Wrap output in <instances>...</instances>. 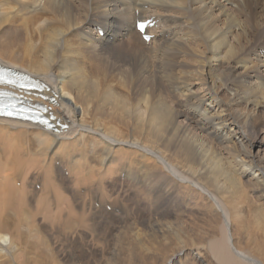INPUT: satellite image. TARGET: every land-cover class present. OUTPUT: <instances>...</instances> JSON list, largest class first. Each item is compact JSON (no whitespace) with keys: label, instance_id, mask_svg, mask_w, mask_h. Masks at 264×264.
Segmentation results:
<instances>
[{"label":"bare ground","instance_id":"obj_1","mask_svg":"<svg viewBox=\"0 0 264 264\" xmlns=\"http://www.w3.org/2000/svg\"><path fill=\"white\" fill-rule=\"evenodd\" d=\"M59 1L43 28L41 20L31 26L33 15L12 6L11 0H0V62L46 80V94L56 96V103L49 104L64 122L60 123L71 122L68 129L56 132L29 121L0 117V264H51L43 249L47 241L39 243L33 228L35 217L23 209V203L35 201L41 210L52 209V193L56 205L68 206L63 207L67 217L63 225L75 231L76 220L85 219L87 208L78 209L80 203L73 200L74 194L70 201V195L87 181L97 185L103 171L124 175L126 181H142L140 194L158 189L169 195L177 189L196 203L208 199L203 211L209 219L206 228L193 230V238L188 230H181L179 237L174 233L177 248L168 249L169 238L161 237L168 240V251H162L163 264H191L187 250L193 251L191 245L196 241L195 254L205 264H209L208 256L217 264H264V157L260 158L264 136L260 140L256 136L261 123L264 134V0ZM147 18L156 21L145 31L153 36L149 42L136 28L137 21ZM8 25L23 31L43 28V33L47 28V33L38 40L29 35L21 44L18 38L7 42L1 37L7 36ZM117 39L145 47L150 44L151 50L164 45L159 49L163 55H180L178 66L189 62L187 67L179 66L178 74L173 70L177 66L172 68L176 59L155 68L183 102L180 110L161 94L150 96L149 84L156 83L155 74L139 85L133 78L129 86L110 78L96 52ZM149 71L148 62L140 59L138 76ZM246 107L254 112H249L253 117L242 112ZM249 121L256 128L254 133L258 129L253 137L246 131ZM199 133L220 147L213 149ZM70 151L78 152L77 159L65 165L62 160L66 161L65 153ZM81 153L85 156L79 157ZM54 157L61 159L66 167L61 169L76 181L75 186L60 177L53 166L56 161L52 163ZM33 169L42 171L46 185L35 200L30 193L36 181L31 183L32 192L26 185ZM159 170L162 180H157ZM38 182L37 189L42 186ZM199 222L196 227L191 225L197 228ZM168 225L162 226L164 231ZM136 238L143 239L138 233ZM174 240L172 244H177ZM132 252H126L125 263L135 256Z\"/></svg>","mask_w":264,"mask_h":264},{"label":"rangeland","instance_id":"obj_2","mask_svg":"<svg viewBox=\"0 0 264 264\" xmlns=\"http://www.w3.org/2000/svg\"><path fill=\"white\" fill-rule=\"evenodd\" d=\"M11 1H12V6H15V7L18 6L19 10L24 9L26 12H28V14L33 15V20L30 23L31 26H35L37 21L41 20L44 25L43 28H45V24L48 25V22L51 21L50 17H51V13H52V16L54 14L55 3L60 2L59 0H11ZM64 1L65 3H67V2H70L71 0H64ZM233 7H235V4L233 5ZM120 22H122V20H120ZM16 23H23V21L17 20ZM5 28L8 34L7 36L1 37V40L7 41V42H15V39L18 38L20 44L23 43L24 41H27V39L29 38V35H33V37L36 40H38V38L45 37L47 33L46 32L47 28L45 30L46 33L44 32L45 35L43 33V28H41L40 30L32 29L28 31H23L22 29L17 30L16 28H10L9 25L6 26ZM12 32H14L15 34ZM42 33L44 36L41 35ZM171 34H173V32H171ZM107 42L108 41H106L105 43ZM126 42H129V43H126ZM149 46L150 44L146 45V47L141 46L139 44L133 45L131 41L129 40L117 39L115 43H111L110 45L101 48L99 51L96 52V54L100 62H105V68L107 69V72L108 73L110 72L111 74L110 78L113 81L118 82L119 84H124V85L129 86L131 85V80L135 78L137 84L139 85L140 83L144 82L146 78L151 77L152 75L155 74L156 83L153 84V87H152V84H149L151 85L149 86L150 96L153 98L154 94H157V93L161 94V96H163L168 102H171L173 104L174 109L180 110L183 107V102L177 98V95L173 92V90L169 86L170 83L169 82L166 83L167 80H165V77L164 79L162 78V80L160 79V77H162L163 75L157 72V69H158L159 64L169 65L172 63L173 59H176L175 62L173 63L172 68H175L177 66L173 70L176 74H178L179 71H177V69L179 68V66L189 65V62L184 63L182 61L183 63L178 66V61H181L180 55L175 54V53H169V52L163 55L162 50L159 51V49L164 45H158V46L155 45V47L152 50L148 48ZM152 52H154L155 54L157 53L158 55L157 54L152 55ZM161 52L162 54H160ZM140 59L147 61L149 68L152 70L151 72L149 71V74L147 73L146 76H138V73L136 72V65ZM92 66L93 65L91 63L90 68H92ZM15 69L24 71L19 68H15ZM249 110L250 109L246 107V108H243L242 112L245 111L244 113H248L250 116L253 117V115L250 113H254V112L253 111L250 112ZM69 124H71V122ZM259 127H258L259 133L257 134L258 129L254 133L253 131H255L256 128L254 129V126L249 121L246 127V131L251 135V137L257 134L256 136L260 140L264 136V134H261V131H260V129H262L263 127L262 123ZM193 131L196 132V128H193ZM199 134L203 137L202 139L206 140L207 143L213 147V149L217 150L218 147H220V146H217L215 143H213V141L210 140L208 136L206 135L203 136L202 133H199ZM259 135H260V138H259ZM74 151L79 152V150H74ZM253 151L257 153L258 148L253 147ZM78 152L74 153L73 151L72 152L70 151L69 153L67 152L68 154L65 153L68 156V157L65 156L66 161L62 160L63 162H65V165L70 163L73 159H77ZM260 155H261L260 158L264 157L263 152L260 153ZM81 156H85V155L84 154L82 155L81 153L79 157ZM58 159L59 157H54V159L52 160V163L54 161L56 162L53 163V166L56 168L57 171L60 172V177L61 178L63 177V180L65 181L67 185L75 186L76 181L74 182V179L71 177V175H68V173L65 172V170L61 169V168H66V167L62 164L61 159L60 161ZM36 170L38 171H35V169L32 170V173L34 172L33 173L34 175H30L32 173H29L27 184H26L30 191L34 190V188L35 190L37 189L35 187V184H37L38 181H39L38 183L42 185L41 188H39L40 190L37 189L36 194L33 193L35 190L33 192L31 191L32 193L30 194L32 197L30 196V194L29 196H30V199L32 200L34 199L33 197L35 196H36L35 198L37 197L39 198V196H41V193L44 192L43 189L44 190L46 189V185L44 184L45 183L44 176L43 174H41L42 171L41 170L39 171V169H36ZM105 173L104 171L101 173V175L99 176L101 182H98L97 185L96 184L93 185L94 182L87 181L88 182V183L86 182L87 184L84 183L81 186H78L79 187L77 188L78 191L77 189H75L73 190L74 192L70 195V201L72 200L71 198L76 197V199L74 198L73 200H76L77 203L78 202L80 203V204L78 203L80 205L78 209L83 210V208L85 209L87 208L85 219L84 220L77 219L76 220L77 223L74 222L76 223L73 226L75 231H73V229H69L71 227H65L63 225L64 220H66L67 218L66 215H64L66 213L65 212L66 210H64V208L67 209L68 206L65 203H62V205H59V204L56 205L55 202H57L56 200L57 198L52 193H51V199H50V201L53 203L52 209L46 207L45 209L41 210L40 208H38V205L35 201H26L23 203V209L31 215V218L35 217L33 221V228L37 229L39 243L47 241V246L43 247V249L46 251V254L49 257L51 264H56V261L60 262L61 264H123V263L124 264H145V263L150 264V262L153 261L152 258L155 261V262L153 261V263L163 264L164 255L162 251H165L168 245H169L168 249L174 248V246L177 248V245H179V242H177L173 238L179 237L181 230L191 231L192 238H193L195 236L194 234H196L198 229H201L202 227L206 228L207 224L209 223L208 222L209 219L207 220L208 214L203 212L206 204L209 203L207 202L208 199H206L204 203H201V202L196 203L194 202V200L190 199L186 194L182 192H178L177 189H175V191H173L169 195H165L162 191L159 192L158 189H156L154 192L153 191L151 192L149 190L146 195L144 192L140 194L138 189L142 188V183H143L142 181H134L136 182L134 183L133 181H126L124 175L121 176L120 174L119 176L118 174L116 176L115 174H113L110 176ZM70 174H71V171H70ZM157 174H158L157 180H162L163 172L159 170ZM31 176L33 177L29 181V178H31ZM97 177L98 175L96 176V178ZM108 179H111V180H108ZM182 180H186V179H182ZM96 181H98V178L96 179ZM21 182L23 181L19 180L18 182L19 187H22ZM32 182H35L33 185L34 188H31ZM57 183H61L59 178H57ZM143 184L145 185V183ZM86 185H89V186H86ZM90 185H93V187L92 186L90 187ZM102 186L104 187L103 189L101 188ZM101 189L104 190L105 193H103ZM78 193H80V195ZM32 194H34V196ZM73 194H74V197H73ZM81 197H82V200H81ZM79 199L81 201H79ZM101 199H102V202H101ZM81 210H79L80 213L83 212ZM192 213L194 216L192 215ZM62 215H64V217H62ZM161 216L162 217L164 216V217L162 218ZM180 217H182V219ZM196 218H197L196 220L197 222H194ZM175 219L178 220L180 223H178L177 221V224H176ZM199 219H200V222H199ZM167 220L168 222H170L169 225L167 224L168 222L166 223ZM187 220L188 221L190 220L191 223L190 221L188 223ZM88 221L90 224L88 223ZM161 222L163 225H160ZM198 222L200 223L198 225H201V226H198L197 228H195ZM171 223L172 224L174 223L176 225L174 224L171 225ZM201 223L203 225L204 223L206 224L203 226ZM184 224L186 225V227H188L187 229L185 228ZM191 224H193V226L195 227H193ZM165 225H168L170 227L168 231H164L163 227H165ZM180 225L182 226L180 227ZM188 225H191V226H188ZM174 226H176L178 231L176 230ZM183 226H184V229H183ZM142 227L143 228L145 227V228L143 229ZM86 228L88 229L86 230ZM174 229L176 230V232H174ZM147 230L149 232H147ZM193 230H195L196 232ZM166 232H168V234L170 235L168 236ZM137 233L140 234V236H142L143 239L138 240L136 238ZM174 233L175 234L177 233L176 234L177 237ZM153 235H155L154 237L157 240L153 239L154 238ZM163 235L164 237L166 236L167 238H169V242L168 240H164V238H161L163 237ZM158 238L160 239V241L158 240ZM143 240L147 243L145 244ZM172 240H174L173 243L177 242V244L176 243H175L176 245L172 244ZM165 241L168 242L167 243L168 245L165 244L166 243ZM197 242L198 241H196L195 244L193 243V245H191L194 249L193 251L187 250L188 253H191L190 254L192 258L191 264H205L203 262V259L198 258V255L195 254L197 251L195 250ZM158 243L163 244V246L158 245ZM136 244H138L139 247ZM142 246L143 247L147 246L148 252L150 249H152V246H153L152 251L148 253L149 256L147 255V248L145 247V249H143ZM157 247L159 250L161 249L160 252L162 254L159 253V250L157 251ZM188 248L190 249V247ZM168 249L166 251H168ZM130 250L133 251L132 253L135 256L132 258L131 262L125 263L124 260L126 259L128 255V253L126 252H129ZM142 255H144V258L142 257ZM208 257H206V259L208 260L209 264H217L216 261H214L212 257L210 256ZM147 259H149L150 261ZM46 263L48 262H44V264Z\"/></svg>","mask_w":264,"mask_h":264},{"label":"snow or ice","instance_id":"obj_3","mask_svg":"<svg viewBox=\"0 0 264 264\" xmlns=\"http://www.w3.org/2000/svg\"><path fill=\"white\" fill-rule=\"evenodd\" d=\"M141 30H143V25L140 26ZM147 38V37H146ZM3 83H15V80L12 79H6L5 76L3 74H0V84ZM18 113L13 112V111H7L3 108H0V115H7V116H14L17 115Z\"/></svg>","mask_w":264,"mask_h":264}]
</instances>
